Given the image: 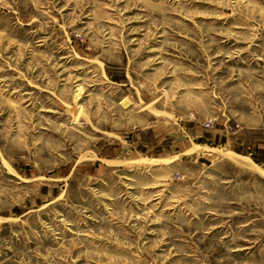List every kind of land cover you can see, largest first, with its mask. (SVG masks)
<instances>
[{
  "label": "rangeland",
  "instance_id": "1",
  "mask_svg": "<svg viewBox=\"0 0 264 264\" xmlns=\"http://www.w3.org/2000/svg\"><path fill=\"white\" fill-rule=\"evenodd\" d=\"M207 131L264 145V0H0V264H264Z\"/></svg>",
  "mask_w": 264,
  "mask_h": 264
},
{
  "label": "crops",
  "instance_id": "2",
  "mask_svg": "<svg viewBox=\"0 0 264 264\" xmlns=\"http://www.w3.org/2000/svg\"><path fill=\"white\" fill-rule=\"evenodd\" d=\"M194 138L198 137L200 141H203V145L206 147H211L215 149V147L224 148L227 147L231 149L232 151H242L247 152L249 156L256 157L257 160L264 163V145H258L255 148L250 147L246 143H243L239 140H224L219 137L218 134H215L212 131H207L206 133H196L193 134ZM226 141V142H225ZM225 142V146H219L222 145ZM179 150H187L186 142H181L177 146Z\"/></svg>",
  "mask_w": 264,
  "mask_h": 264
},
{
  "label": "bare ground",
  "instance_id": "3",
  "mask_svg": "<svg viewBox=\"0 0 264 264\" xmlns=\"http://www.w3.org/2000/svg\"><path fill=\"white\" fill-rule=\"evenodd\" d=\"M222 153H223V152H222ZM225 153H226L225 155H228V156H230V157L232 156V155L230 154L231 152H229V153L225 152ZM228 156H227V157H228ZM235 157H236V155H235ZM235 157L232 156V158H235ZM243 160L245 161L244 158H243ZM243 160H241V159H237V160H236V159H235L234 161H235L237 164H240V165H243V164H244V165H247ZM246 160H247V158H246ZM155 162H156V161H155ZM235 162H234V163H235ZM247 162H248V165H249L250 167H252L251 164H253V163L249 164V162H251V161H247ZM255 170L258 171L259 173H261V174L264 175V170H263V169H261V168L258 167V168H255Z\"/></svg>",
  "mask_w": 264,
  "mask_h": 264
},
{
  "label": "built area",
  "instance_id": "4",
  "mask_svg": "<svg viewBox=\"0 0 264 264\" xmlns=\"http://www.w3.org/2000/svg\"><path fill=\"white\" fill-rule=\"evenodd\" d=\"M205 127L206 128H210L211 127V124L210 123H206Z\"/></svg>",
  "mask_w": 264,
  "mask_h": 264
}]
</instances>
